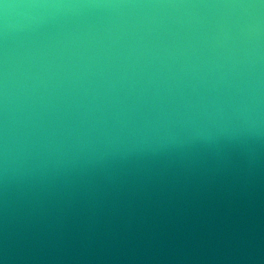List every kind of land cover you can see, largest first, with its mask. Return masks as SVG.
<instances>
[{"label":"water","instance_id":"95a60500","mask_svg":"<svg viewBox=\"0 0 264 264\" xmlns=\"http://www.w3.org/2000/svg\"><path fill=\"white\" fill-rule=\"evenodd\" d=\"M0 264H264V0H0Z\"/></svg>","mask_w":264,"mask_h":264}]
</instances>
